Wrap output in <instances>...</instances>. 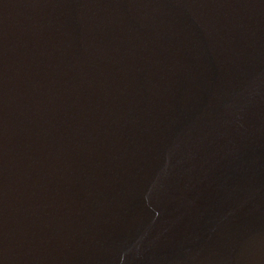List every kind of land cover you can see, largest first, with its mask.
<instances>
[{"label": "water", "instance_id": "1", "mask_svg": "<svg viewBox=\"0 0 264 264\" xmlns=\"http://www.w3.org/2000/svg\"><path fill=\"white\" fill-rule=\"evenodd\" d=\"M0 264H264V0H0Z\"/></svg>", "mask_w": 264, "mask_h": 264}]
</instances>
